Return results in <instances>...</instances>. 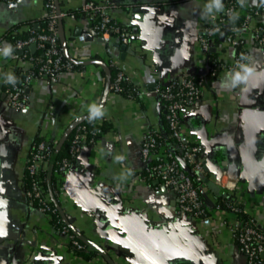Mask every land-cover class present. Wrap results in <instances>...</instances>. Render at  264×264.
<instances>
[{
  "label": "crops",
  "instance_id": "obj_1",
  "mask_svg": "<svg viewBox=\"0 0 264 264\" xmlns=\"http://www.w3.org/2000/svg\"><path fill=\"white\" fill-rule=\"evenodd\" d=\"M58 1L67 13L60 41L75 70L62 72L55 83L34 80L28 109L16 111L4 78L15 67L26 73L34 65L21 58L13 39L40 31L47 12L44 0H0V48L13 49L7 57L0 53V264H245L230 234L234 217L219 204L237 196L264 229V45L255 32L264 17L254 18L244 35L251 59L243 79L223 71L180 114L182 132L200 148L205 169L200 191L209 217L197 220L178 213L175 191L145 177L141 146L147 132L157 131L165 142L152 161L174 150L157 87L207 74L199 34L223 11L207 13L211 0ZM90 1L108 3L112 18L132 30L129 51L117 38L105 41L81 14ZM262 3L239 0L238 16L246 18ZM212 51L227 64L240 52L226 44L225 34ZM29 52L41 56L37 49ZM119 71L140 89L139 97L111 89ZM93 109L103 115L93 117ZM91 118L105 132L57 176L51 194L64 221L94 247L93 257L64 246L56 224L30 203L26 183L33 144L60 147L77 124Z\"/></svg>",
  "mask_w": 264,
  "mask_h": 264
},
{
  "label": "built area",
  "instance_id": "obj_2",
  "mask_svg": "<svg viewBox=\"0 0 264 264\" xmlns=\"http://www.w3.org/2000/svg\"><path fill=\"white\" fill-rule=\"evenodd\" d=\"M44 4L47 12L46 28L41 32L33 31L29 37L18 38L14 42L15 50L23 52L30 51V47L35 45L41 56L28 58L34 67L25 73L21 81L16 80L13 85L7 82L6 77L4 78L8 104L16 111L28 109V91L34 80L48 79L55 83L62 72L75 70V64L65 59L60 41V24L67 13L61 11L58 0H44ZM223 6V13L212 17L206 23L199 34V41L205 56L210 61L215 36L226 33V44L236 47L240 52L231 64L214 57L208 65V73L216 79L223 71L228 70L234 74L236 79L241 80L244 77L243 68L251 59V55L246 49L244 35L251 31V21L254 18L264 17V3L259 8L250 10L241 27L232 25V20L238 16L239 3L236 0H229L224 2ZM81 14L93 21L95 31L105 41L117 38L124 45L131 44L132 30L112 18L108 3L98 4L90 1L82 7ZM223 27L227 32H224ZM255 32L258 43L264 45V24L260 25ZM206 76L207 74L190 75L176 79L168 85L157 87V91L166 105V118L174 150L167 151L159 161H152V156L165 142L163 136L157 131L147 132L141 146L145 177L149 180H158L164 188L175 191L178 213L197 220H206L209 217L200 191L205 169L199 157L200 148L191 143L182 132L180 114L202 97L206 88ZM124 81L129 82L128 78L119 71L111 84V89L116 93H122ZM140 95V89L131 84L128 97L135 99ZM101 135V129L92 128L90 124L79 123L74 128L70 140L68 157L57 160L54 147L46 141H40L33 144L27 165V177L31 179L28 192L30 203L54 221L60 235L65 238L64 246L67 249L75 253L82 252L89 257L96 255V250L85 243L78 229L69 226L64 221L58 207L56 209L52 204L54 199L51 192L48 193L43 183L49 182L54 174L56 176L63 175L73 165L83 147L95 145ZM54 160L52 175H50L49 170ZM218 182L221 183V179ZM221 184L224 185L223 182ZM224 186H228V184ZM227 207L228 212L233 215L235 220V223L230 226L231 238L244 256L245 264H264V229L255 217L249 216L245 212L244 206L237 196L230 197Z\"/></svg>",
  "mask_w": 264,
  "mask_h": 264
},
{
  "label": "trees",
  "instance_id": "obj_3",
  "mask_svg": "<svg viewBox=\"0 0 264 264\" xmlns=\"http://www.w3.org/2000/svg\"><path fill=\"white\" fill-rule=\"evenodd\" d=\"M226 1H229V0H226ZM238 3H239V0H236ZM246 18L244 17H240V16H237L236 18H234L232 20V25L233 26H236V27H241V25L243 24V22L245 21ZM223 26V25H222ZM44 28H46V26H44L40 31H37V32H41L44 30ZM224 28V27H223ZM224 32H227V30H225L224 28ZM221 34H226V33H220L218 35L215 36V39L217 37H219ZM30 33L27 34V35H23L21 36L20 38H26V37H29ZM16 39V37H15ZM13 39V41L15 42L16 40ZM62 45V44H61ZM29 57H34L30 54L29 50L24 52L23 55H21V58L22 59H26V58H29ZM214 57H216L214 54H212V56L210 57L211 60L209 61V63L214 59ZM65 59H67L65 57ZM68 60V59H67ZM118 72H115V75H112V81H114L116 75H117ZM15 77L17 78V80L21 81L25 75V73L21 72L19 70V68L15 67V73H14ZM214 80V78H212L209 73L207 72V76H206V79H205V86H209L210 83ZM123 88H124V91L122 92V94H125V95H129V92H130V89H131V84L127 81H124L123 82ZM84 124H90L92 126V128H99L102 130V134L105 132V129L103 126H98L96 123H95V118H91V119H87L83 122ZM73 132H74V128L72 129V131L69 133L68 135V138L67 140L64 142V144H62L60 147H56L55 145L53 144H50V146L54 147V150L56 151V159L57 160H61L62 158L64 157H68V150H69V147H70V140L72 138V135H73ZM170 134V132H169ZM100 137V136H99ZM98 137V138H99ZM164 139V137H163ZM40 141H43V140H37L36 142H40ZM51 180L49 182H45L43 183V186L44 188H46L48 190V193L49 192H52V189H56L57 188V176L54 174L52 175V177L50 178ZM26 183H27V187H28V190L30 189V184H31V179L29 177L26 178ZM232 195H227L226 197H224L223 199H221L220 201V204L219 206L221 205V208L223 210H225L226 212H228V207H227V201L230 199ZM53 206L57 209V205L53 202L52 203ZM54 222V221H53ZM77 254H84L82 252H77Z\"/></svg>",
  "mask_w": 264,
  "mask_h": 264
},
{
  "label": "clouds",
  "instance_id": "obj_4",
  "mask_svg": "<svg viewBox=\"0 0 264 264\" xmlns=\"http://www.w3.org/2000/svg\"><path fill=\"white\" fill-rule=\"evenodd\" d=\"M223 3L222 0H211V3L207 5L206 12L207 13H212L214 10L216 12L223 11ZM0 53H2L5 57L12 55L13 49L10 44L5 45L3 48H0ZM7 82L10 84H15L17 78L15 77L14 74L9 73L6 76ZM103 112L100 111L99 109H93L92 110V116L93 117H99L102 116Z\"/></svg>",
  "mask_w": 264,
  "mask_h": 264
},
{
  "label": "water",
  "instance_id": "obj_5",
  "mask_svg": "<svg viewBox=\"0 0 264 264\" xmlns=\"http://www.w3.org/2000/svg\"><path fill=\"white\" fill-rule=\"evenodd\" d=\"M61 22H62V21H61ZM35 49H36V46H35V45H32V46L30 47V50H32V51H34ZM122 50H123V51H129L130 49H129V47H128L127 45H123V46H122ZM54 162H55V160L52 162L51 167H50V170H49L50 175H51L52 170H53ZM83 240H84V239H83Z\"/></svg>",
  "mask_w": 264,
  "mask_h": 264
}]
</instances>
